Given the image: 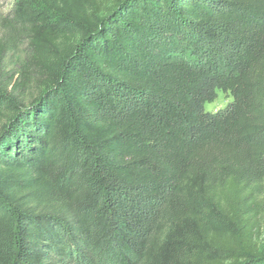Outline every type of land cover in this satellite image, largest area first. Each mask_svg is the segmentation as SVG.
Here are the masks:
<instances>
[{
    "label": "trees",
    "instance_id": "trees-1",
    "mask_svg": "<svg viewBox=\"0 0 264 264\" xmlns=\"http://www.w3.org/2000/svg\"><path fill=\"white\" fill-rule=\"evenodd\" d=\"M12 16L30 58L0 83V264H264V0Z\"/></svg>",
    "mask_w": 264,
    "mask_h": 264
},
{
    "label": "rangeland",
    "instance_id": "rangeland-1",
    "mask_svg": "<svg viewBox=\"0 0 264 264\" xmlns=\"http://www.w3.org/2000/svg\"><path fill=\"white\" fill-rule=\"evenodd\" d=\"M14 0H0V83L8 84L9 80H22L26 64L30 58L28 40L25 36L23 26L13 23ZM40 83L35 76L30 77V83L20 96L24 102H29L39 91ZM232 101L230 95L219 93L215 102L206 104L207 112L216 113ZM262 210L254 222L256 244L264 251V192L259 199Z\"/></svg>",
    "mask_w": 264,
    "mask_h": 264
}]
</instances>
